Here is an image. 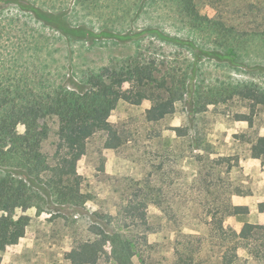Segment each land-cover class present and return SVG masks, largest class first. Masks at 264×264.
<instances>
[{
    "label": "rangeland",
    "instance_id": "rangeland-1",
    "mask_svg": "<svg viewBox=\"0 0 264 264\" xmlns=\"http://www.w3.org/2000/svg\"><path fill=\"white\" fill-rule=\"evenodd\" d=\"M195 1L202 15L237 26V31L228 35L211 29L195 31L177 13L176 0H0V75L18 61V65L29 70H50L56 75L63 72L68 76L66 85L77 87L90 74L140 54L147 61L155 59L161 74L164 62L179 70V74L188 72L184 97L168 105L167 118L161 122L147 123L150 100L140 106L119 102L109 122L123 137V145L111 148L106 144L107 134L98 133L88 141L86 154L77 164V171L84 178V190L92 195V200L84 208L53 203L41 211L36 207L17 209V216L27 215L31 221L24 237L1 252L2 264H70L75 245L94 238L90 227L95 223L103 224L109 231L131 226L125 216L117 214L130 199L144 200L135 197L144 180L156 185V196L164 209L148 205L151 230L132 226L135 231L130 235L135 238L139 253L133 262L175 264L174 247L185 242L180 233L204 230L196 223L198 214L204 215L196 203L206 200L203 192L207 171L201 178V168L194 162V155L203 153L193 152L190 147L196 131L220 155L240 159V167L229 177L253 193L249 212L239 218H227L226 226L240 232L244 227L260 224L264 217V162L251 155L254 143L250 140L254 135L264 137V0ZM35 11L45 20L36 17ZM153 28L191 39L197 48L193 52L165 44L145 33ZM251 30L263 32L240 34ZM118 34L127 35L128 40L113 37ZM225 40L223 47L216 46L217 41ZM229 47L233 48L232 56L238 55L236 63L218 61L210 54L220 51L224 56ZM237 86L242 90L252 87L262 94L259 99L242 97L235 91ZM129 87L124 85L125 89ZM197 90L202 98L197 97ZM210 101L215 102L208 104ZM174 127L187 129L189 137L178 136ZM18 131L23 134L25 126L20 125ZM54 140L52 135L46 147L50 155ZM215 167L222 174L208 175V182L217 183L219 177L226 179L225 167ZM128 184L132 188L127 191ZM97 215L115 217L112 228ZM144 234L154 245L152 250L143 241ZM106 250L108 254L98 264H115L110 257L111 245ZM238 255L237 264H255L244 250H239Z\"/></svg>",
    "mask_w": 264,
    "mask_h": 264
},
{
    "label": "trees",
    "instance_id": "trees-1",
    "mask_svg": "<svg viewBox=\"0 0 264 264\" xmlns=\"http://www.w3.org/2000/svg\"><path fill=\"white\" fill-rule=\"evenodd\" d=\"M176 2L177 13L195 31L211 29L219 35L237 31V26H227L222 21L202 15L195 0ZM34 13L45 20L38 12ZM261 31L251 30L240 34H261ZM145 33L165 44L186 47L193 52L197 48L191 39L171 36L156 28L145 30ZM113 37L128 40L127 35ZM226 43V40L225 43L217 41L216 46L220 48ZM34 48L37 51L39 47L35 44ZM232 49L229 47V52L224 56L220 51H210V54L218 61L226 59L232 64L238 58V55L232 56ZM163 65L164 72L161 74L155 59L147 61L141 54L136 55L106 66L98 74H90L77 87L66 85L68 76L63 72L56 75L50 70H29L18 65V61L0 75V264L1 252L24 237L31 221L27 215L17 216V209L36 207L41 211L53 203L84 208L92 200V195L84 190V178L78 173L77 164L86 154L88 141L98 133L107 134L106 144L111 148L118 149L123 145V137L109 122L119 102L140 106L143 101L150 100L152 106L146 111L147 123H158L167 118L168 105L185 95L188 72L184 70L179 74V70L170 68L168 63L164 62ZM195 70L196 67L192 72ZM125 84L130 87L125 89ZM235 91L249 99H259L262 94L252 87L242 90L237 86ZM196 95L199 98L203 96L200 90L196 91ZM54 124L56 127H53ZM20 125L25 126L23 134L18 131ZM249 125L252 128V119ZM172 130L178 136L189 137L187 129L174 127ZM52 135L55 138L52 142L54 152L50 155L46 147ZM252 137L250 142L254 145L250 150L251 155L264 162V137ZM190 141L193 152H203L194 153V162L201 168L198 175L203 178L207 171L203 192L206 200L201 199L196 203L204 212L202 216L198 214L196 223L202 225L205 231L191 229L189 233H180L185 242H178L174 247L175 264H237L240 261L239 250H244L255 264H264V225L254 224L237 232L225 224L227 218H239L249 212L247 207L232 202L235 195L248 196L252 193L242 183L237 185L229 177L240 167V159L234 155H220L197 131ZM214 155L217 157H212ZM215 165L225 167L223 174L226 179L219 177L217 183H211L206 179L208 175L212 177L214 172L220 176L222 174ZM144 181L135 195L144 200L130 199L117 214L125 216L124 220H128L131 226L109 231L103 224L95 223L90 227L94 238L75 245L70 264H98L102 256L108 254V245H111L110 257L115 264H134L133 259L139 253L135 238L130 235L135 231L132 226L142 225L147 231L151 230L148 205L164 209L162 201L156 196V185L151 180ZM131 188L132 184H128L126 189ZM97 216L112 228L115 217ZM105 218L107 221H104ZM142 236L147 248L152 250L154 245L148 242L147 234ZM207 249L208 252L204 251Z\"/></svg>",
    "mask_w": 264,
    "mask_h": 264
},
{
    "label": "crops",
    "instance_id": "crops-1",
    "mask_svg": "<svg viewBox=\"0 0 264 264\" xmlns=\"http://www.w3.org/2000/svg\"><path fill=\"white\" fill-rule=\"evenodd\" d=\"M252 194L253 193H251L248 196H238V195H235V196L232 197V202L235 205L249 208V206H248L249 205V199L252 196ZM260 224H263L264 225V217L261 218Z\"/></svg>",
    "mask_w": 264,
    "mask_h": 264
}]
</instances>
